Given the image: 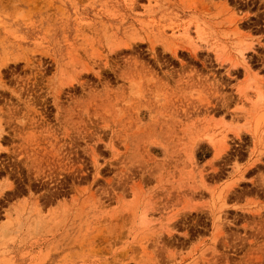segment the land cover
Returning a JSON list of instances; mask_svg holds the SVG:
<instances>
[{
  "label": "rangeland",
  "instance_id": "rangeland-1",
  "mask_svg": "<svg viewBox=\"0 0 264 264\" xmlns=\"http://www.w3.org/2000/svg\"><path fill=\"white\" fill-rule=\"evenodd\" d=\"M0 264H264V0H0Z\"/></svg>",
  "mask_w": 264,
  "mask_h": 264
},
{
  "label": "bare ground",
  "instance_id": "bare-ground-1",
  "mask_svg": "<svg viewBox=\"0 0 264 264\" xmlns=\"http://www.w3.org/2000/svg\"><path fill=\"white\" fill-rule=\"evenodd\" d=\"M25 56V55H24ZM2 58H3V56H2ZM27 62V61H26ZM28 63V62H27ZM3 66V65H2ZM29 66V65H28ZM144 70V69H143ZM149 72V71H148ZM3 80V79H2ZM2 85V84H1ZM5 86V85H4ZM14 93H16V91L17 90H15V89H13L12 90ZM2 122V121H1ZM40 134V133H39ZM51 134H54V133H51ZM67 135V134H66ZM54 136H56L55 134H54ZM64 136V135H63ZM57 138V137H56ZM61 139V138H60ZM6 150V149H5ZM52 150H54V149H52ZM57 151H59V148H58V150ZM56 150H55V153L57 152ZM51 152H54V151H51ZM71 153V152H70ZM68 156H69V154H68ZM94 158H95V156H94ZM97 159V158H96ZM62 161V160H61ZM95 161V160H94ZM12 186V185H11ZM11 186H9V187H11Z\"/></svg>",
  "mask_w": 264,
  "mask_h": 264
}]
</instances>
